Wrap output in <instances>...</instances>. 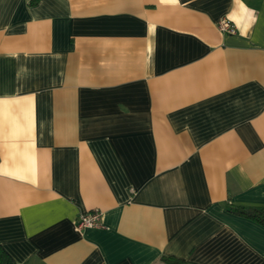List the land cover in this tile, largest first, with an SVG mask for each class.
Listing matches in <instances>:
<instances>
[{"label":"crops","instance_id":"obj_1","mask_svg":"<svg viewBox=\"0 0 264 264\" xmlns=\"http://www.w3.org/2000/svg\"><path fill=\"white\" fill-rule=\"evenodd\" d=\"M228 203L264 206V0H0L18 264H264V225ZM92 209L104 227L76 231Z\"/></svg>","mask_w":264,"mask_h":264},{"label":"trees","instance_id":"obj_2","mask_svg":"<svg viewBox=\"0 0 264 264\" xmlns=\"http://www.w3.org/2000/svg\"><path fill=\"white\" fill-rule=\"evenodd\" d=\"M228 210L264 225V206L228 203ZM161 259L165 264H196L174 255H164ZM0 264H18L2 246H0Z\"/></svg>","mask_w":264,"mask_h":264},{"label":"built area","instance_id":"obj_3","mask_svg":"<svg viewBox=\"0 0 264 264\" xmlns=\"http://www.w3.org/2000/svg\"><path fill=\"white\" fill-rule=\"evenodd\" d=\"M218 28L223 32H235V27L228 19H221L218 22ZM104 213L99 209H92L79 215L75 222L74 229L82 231L88 227H104Z\"/></svg>","mask_w":264,"mask_h":264}]
</instances>
